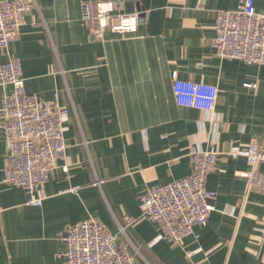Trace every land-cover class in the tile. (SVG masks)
Masks as SVG:
<instances>
[{
  "label": "crops",
  "instance_id": "crops-1",
  "mask_svg": "<svg viewBox=\"0 0 264 264\" xmlns=\"http://www.w3.org/2000/svg\"><path fill=\"white\" fill-rule=\"evenodd\" d=\"M85 1H122L124 13L141 12L138 32L91 39ZM36 2L19 36L0 50V64L19 59L27 93L70 110L67 148L45 184L47 198L30 205L25 188L5 181L0 132V264H65L68 228L91 218L137 264H264V188L249 185L243 174L253 166L230 154L250 142L264 150V66L223 59L214 44L218 12L237 9L239 0ZM255 7L264 14V0ZM174 74L217 86L215 109L180 106ZM12 89L0 76V109ZM193 148L219 153L207 179L215 210L206 226L173 243L143 216L140 196L190 175ZM73 186L79 190L67 192Z\"/></svg>",
  "mask_w": 264,
  "mask_h": 264
},
{
  "label": "built area",
  "instance_id": "built-area-1",
  "mask_svg": "<svg viewBox=\"0 0 264 264\" xmlns=\"http://www.w3.org/2000/svg\"><path fill=\"white\" fill-rule=\"evenodd\" d=\"M37 6L36 0H0V50L7 51L20 34L27 13ZM122 1H85L82 18L89 36L101 40L105 32L120 35L139 30L141 12H123ZM215 49L223 59H238L248 65L264 66V14L258 13L255 0H239L235 10L218 12ZM1 78L13 86L5 95L0 109V132H4L8 156L4 168L6 183L25 188L30 205L41 206L47 198L45 184L50 172L66 151L65 122L70 110L52 105L26 91L21 62L10 58L0 64ZM174 91L180 106L203 111L215 109L219 89L215 85L182 80L173 75ZM230 154L244 157L253 166L243 174L249 185L264 188V150L257 142L233 146ZM218 151L191 150L193 172L181 179L148 189L140 196L143 216L160 223L163 237L180 243L195 234V226H206L215 206L210 202L216 193L208 188V175L215 169ZM68 170L67 166H64ZM73 186L67 192H77ZM129 223V222H128ZM125 233L126 227H120ZM118 236L95 219L70 226L63 240L61 255L65 264H137L127 246L117 243ZM264 241V222L261 227Z\"/></svg>",
  "mask_w": 264,
  "mask_h": 264
}]
</instances>
